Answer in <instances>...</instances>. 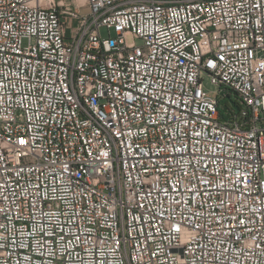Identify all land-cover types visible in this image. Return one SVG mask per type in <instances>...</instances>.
Instances as JSON below:
<instances>
[{
	"label": "built area",
	"instance_id": "1",
	"mask_svg": "<svg viewBox=\"0 0 264 264\" xmlns=\"http://www.w3.org/2000/svg\"><path fill=\"white\" fill-rule=\"evenodd\" d=\"M0 264H264V0H0Z\"/></svg>",
	"mask_w": 264,
	"mask_h": 264
},
{
	"label": "rangeland",
	"instance_id": "2",
	"mask_svg": "<svg viewBox=\"0 0 264 264\" xmlns=\"http://www.w3.org/2000/svg\"><path fill=\"white\" fill-rule=\"evenodd\" d=\"M78 1H79V3L82 4V0H78ZM84 3H85V1H84ZM81 12L82 13L86 12V9H84V8L81 9ZM101 34L103 37L106 36V32L104 29L101 30ZM202 77H203V86H204V89L207 92V94L212 96V97H215V98L217 97L224 107L226 104V101L229 102V99H227L226 96L221 95V89L211 83L209 76L204 75ZM230 100L237 101V96L234 93H231Z\"/></svg>",
	"mask_w": 264,
	"mask_h": 264
},
{
	"label": "water",
	"instance_id": "3",
	"mask_svg": "<svg viewBox=\"0 0 264 264\" xmlns=\"http://www.w3.org/2000/svg\"><path fill=\"white\" fill-rule=\"evenodd\" d=\"M221 94H224V91H221ZM226 97H227V99H229L230 104H231V105L235 108V110L237 111V106L235 105V102L232 101V100H230L229 96H226Z\"/></svg>",
	"mask_w": 264,
	"mask_h": 264
},
{
	"label": "bare ground",
	"instance_id": "4",
	"mask_svg": "<svg viewBox=\"0 0 264 264\" xmlns=\"http://www.w3.org/2000/svg\"><path fill=\"white\" fill-rule=\"evenodd\" d=\"M81 4V3H80ZM82 4H84V1L82 2Z\"/></svg>",
	"mask_w": 264,
	"mask_h": 264
},
{
	"label": "crops",
	"instance_id": "5",
	"mask_svg": "<svg viewBox=\"0 0 264 264\" xmlns=\"http://www.w3.org/2000/svg\"><path fill=\"white\" fill-rule=\"evenodd\" d=\"M85 1V0H82V2Z\"/></svg>",
	"mask_w": 264,
	"mask_h": 264
}]
</instances>
